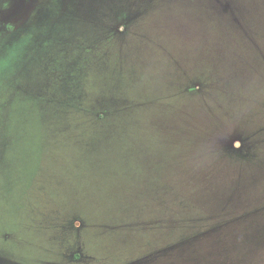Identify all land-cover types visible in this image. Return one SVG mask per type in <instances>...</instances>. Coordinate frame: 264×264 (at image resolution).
<instances>
[{"label": "rangeland", "instance_id": "1", "mask_svg": "<svg viewBox=\"0 0 264 264\" xmlns=\"http://www.w3.org/2000/svg\"><path fill=\"white\" fill-rule=\"evenodd\" d=\"M78 3L0 0V264H264V0Z\"/></svg>", "mask_w": 264, "mask_h": 264}, {"label": "trees", "instance_id": "2", "mask_svg": "<svg viewBox=\"0 0 264 264\" xmlns=\"http://www.w3.org/2000/svg\"><path fill=\"white\" fill-rule=\"evenodd\" d=\"M77 2L81 4L82 9L85 8V0H77ZM67 12H64L63 20L66 19L70 22H75L76 18L74 15L76 14L74 13V11L72 12L73 14L69 13V9ZM76 17L79 18L77 15ZM119 19L123 20V16H121ZM60 20L61 23L58 26V30H61V32H57L56 37L58 39V42H63V40H65V38H63V34L68 33V30L63 29V25L65 24L66 20L63 21L62 18ZM129 23L130 20L126 19L124 24L127 25ZM53 34H55V31L53 33H50L48 39L52 37ZM110 35L112 34H108L106 35V37H109ZM107 46L106 44H98V46H96L94 50L81 47H79V49L74 47L72 48V50H69L66 45L62 44L63 51L66 54L65 56L70 57L68 58V60L65 57L59 58L58 63L47 67L45 70L47 79L44 85V92H46L47 95L51 98L49 100L52 101L51 104H54L62 109H71L76 113H78L77 110L80 112L88 111L87 106H84L83 104V100L86 96L83 87L85 85V87H88V78H91L92 80V76L88 72L87 65L89 62L91 63V66L92 64L97 65L98 59L102 58L103 53L107 49ZM51 50L53 53L59 52V44L56 48L54 47ZM104 113H106V111Z\"/></svg>", "mask_w": 264, "mask_h": 264}]
</instances>
